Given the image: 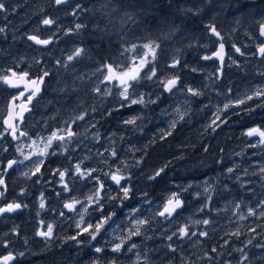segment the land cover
I'll use <instances>...</instances> for the list:
<instances>
[{
    "label": "rangeland",
    "instance_id": "374dc122",
    "mask_svg": "<svg viewBox=\"0 0 264 264\" xmlns=\"http://www.w3.org/2000/svg\"><path fill=\"white\" fill-rule=\"evenodd\" d=\"M150 1L153 3L146 2L148 6L145 8V0H78L69 5H57L55 0H3L5 10L0 11V28L4 29L0 32V75H10L13 70L17 74L27 71L32 79L42 75L44 71H47L49 76L45 78L43 92L33 100V111L26 123H17L21 127L20 131L33 130L28 139L20 138L13 143L8 139V132L0 136V164L8 157L24 160V156L30 151L28 145L32 140L47 137L50 131L71 123L72 117L85 110L86 118L89 116L90 120L85 118L75 122L73 130L80 135L75 138V142L68 145L63 155L58 147L50 150L56 152V155L44 158L42 174L31 175L36 166L31 159L17 164L14 166L15 170L10 171L9 193L7 196L5 194V200L11 203L19 201L27 207L23 213H8L6 218L0 221V255H7L8 252L15 255L16 252L24 250L25 240L33 251L43 249L45 241L35 233L41 227L40 220H44L46 223H54L51 252L59 256L61 249L57 245L64 236L76 234L75 222L79 215L63 208L65 199L71 197L67 193H62L59 197L56 195L62 186L58 174L53 172V169L72 167L88 156L90 159L85 160L82 167L99 169L95 175L105 180L111 194L117 195V186L103 177V172L114 170L119 164V161L112 164L115 158L110 157L108 153L114 147L119 153V159L123 160L133 155L128 149L134 147L140 149L135 152L136 158L143 157V160L140 168L130 169L127 176L129 179L125 186L131 187L133 192L127 200L104 203L103 214L106 216L114 211L115 216L105 225V230L99 236L104 238L105 246L110 247L119 243L117 237L127 236L130 230H134L135 220H146L148 223L141 225V234L131 237L128 242V246L135 243L138 247L131 252L128 251V246L123 247L120 253H116L115 258L119 257L115 260L116 264H133V261L135 264H173V252L176 249L180 251L182 264H264V247L257 246L264 245V227H261L264 225V217L258 215L264 205L256 208L259 202L264 200V173L260 171L261 167H264V150L250 146L256 143V139L249 138L246 141L241 138V133L246 132L242 122L234 127L226 121L227 117L239 114L244 106L228 111L223 117L226 122L213 133L209 134L211 128L205 127L210 123L212 113L217 107L222 108L228 99L242 96L245 92L251 95L257 87L264 86V76L260 81H253L252 77L246 74L245 67L235 60L234 66L224 65L220 79H217L216 73L220 64L202 59L203 56L216 51L218 46L211 44L209 33L197 31L196 13H203V22L215 16L220 17L218 19L222 21L221 16L227 11H223L224 14L221 10L214 11L206 1L203 5H199L197 0L193 1L196 5L192 6V9L186 3L174 5L175 1L171 0L161 6L156 4L157 0ZM179 1L177 0V3ZM48 3H52L53 7H48ZM77 4L80 8H76ZM187 11L191 15L185 17L184 13ZM245 11L244 14L237 15L234 10V13L225 15L228 24L223 27V37L231 44L243 41L244 47L240 49L244 54L241 57L248 58L254 54V42L261 37H253L255 26L264 19L253 16L260 13L257 6L250 5L247 9L245 7ZM254 11L256 12L253 14ZM146 13L154 17H147ZM46 18L54 20L55 23L43 25L42 21ZM147 19L153 20V25L150 23L152 28L145 24ZM82 20L88 23L97 22L94 32L107 33L106 38L114 33L117 42L120 39L122 44L118 48L108 45L109 47L100 53H96L93 47H88L89 51L84 49L80 57L67 61V57L79 47L70 40L74 33L83 31ZM77 24L83 27L76 30ZM239 32L245 36L243 40L237 37ZM143 34H149L150 38L144 40ZM31 35L43 39L51 38V42L47 48H40L30 41L28 37ZM93 38H96V35ZM129 38H132L131 41ZM149 40H154L160 45L155 61L160 70L159 77L151 81L141 80L136 85V92L144 93L145 100H154L153 107L152 104H149L147 110L141 105L121 107L116 99L118 93L105 97L93 90L103 80V75L96 72L102 63H131V57L136 55L137 51L124 50L130 48L131 44L136 43L139 46ZM236 55L232 49L225 62L236 59ZM254 56L261 59V66L258 68H261V73L264 72V57H258L257 54ZM173 58L181 61L175 70L168 67ZM79 62L83 63L81 70ZM193 68L197 71L193 72ZM54 74L57 76L54 77ZM169 75H177L180 79L177 90L166 94L163 88L158 86V79ZM100 87L106 90L114 85L103 83ZM189 87L200 90L203 95L192 97L187 92ZM229 88L232 89L231 92L228 91ZM20 90H23V85ZM12 95H18L17 90L0 84V131L4 130L2 120ZM158 100L161 102H157ZM186 100L190 101L187 105L184 102ZM22 101L24 98L15 103L20 104ZM198 103L202 111L198 110ZM258 103L259 99L249 102L247 106L253 108ZM93 108L96 111H92ZM176 109L186 113L183 120L179 119ZM142 112L147 119L137 122V131L132 132V126L122 124L126 118ZM96 117L99 118L98 122ZM174 118L177 120V127L171 130L169 137L160 140L159 130L168 129L169 122ZM45 123H49V126ZM88 123L90 126L86 127ZM95 133L99 134L100 139L93 138ZM209 136L212 137L207 138ZM205 138L208 141H205ZM230 138L236 140H232L227 146ZM153 139L156 142L150 143ZM18 146L21 147L20 152L16 150ZM237 153L240 155H236ZM181 156L184 159H179ZM165 164L167 168L160 176L167 178L162 179L163 183L160 179L157 188L151 190L150 181L145 179L146 175L159 170ZM108 165H112V168ZM228 167H233L232 173L226 171ZM211 170H214V173L209 172ZM194 172L193 176L183 178L185 174ZM201 172L204 173L200 174ZM174 173L182 174V177L171 180L170 177ZM237 176L240 177L239 180L236 179ZM154 181H157V178ZM65 182L74 188L72 196L79 197L82 202L83 196L95 185V181L78 180L74 175L66 176ZM209 186L211 200L208 199V194L203 192V189ZM41 192L46 197L47 207L44 210L39 208ZM145 192L148 194L147 200L141 196V193ZM172 192H177L184 200L183 209L171 218L161 217L158 213ZM104 195L107 196L108 192ZM236 204L241 207L236 208ZM77 208L79 209V206ZM133 208L137 211L132 212ZM249 208H256L257 215L248 216ZM61 211L65 212L64 217L59 215ZM242 215L246 217L243 220L240 219ZM100 218V211H92L91 215H86V219L92 223ZM205 219L210 223H197ZM185 226L188 235L180 237L178 229ZM249 229H255V233ZM238 230L240 236L232 235ZM201 232H207L208 235L201 236ZM173 233L177 235L173 236ZM254 235L255 239L248 245L247 241ZM169 236L173 238L169 240ZM82 239L90 238L85 236ZM95 248L96 240L85 247L76 246L74 241L63 245L64 255L70 264H91L93 260L90 258ZM213 248L216 252L212 251ZM240 248L247 253L245 261L240 260V252L234 251ZM94 254V260H100L101 256L110 259L115 255L109 250ZM137 254L139 260L136 259ZM77 255L79 259L71 261V258ZM28 257L30 259L26 260ZM49 259V252H40L34 256H16L11 264H47ZM102 264L106 262L102 261Z\"/></svg>",
    "mask_w": 264,
    "mask_h": 264
},
{
    "label": "snow or ice",
    "instance_id": "6c2138e0",
    "mask_svg": "<svg viewBox=\"0 0 264 264\" xmlns=\"http://www.w3.org/2000/svg\"><path fill=\"white\" fill-rule=\"evenodd\" d=\"M66 0H55L57 5L64 4ZM76 8H80V5L77 4ZM5 10V4L3 0H0V11ZM75 11V9L73 10ZM43 25H53L55 23L52 19H44L42 21ZM83 27V25L77 24L75 26L76 30H79ZM209 30L211 33L216 36L220 37V33L214 26L209 25ZM4 29L0 28V32H3ZM71 31V29L69 30ZM259 34L260 36L264 37V21L259 23ZM30 40L34 41L36 44L39 45H48L51 42V38L49 39H40L36 35H31L28 37ZM222 39V38H221ZM160 48V45L157 44L154 40H149L142 45L137 46L136 44L131 45L130 48L125 49L124 51H132L135 49L137 54L131 57V63H102L99 68L96 69L97 73H101L103 75V80H101L93 89L96 93L102 94L103 96L107 97L110 95H114L118 93L116 96L117 101L120 103L121 107H132L134 105H147V104H154L155 101L151 98L145 100L144 93L137 94L136 92V85L141 80H154L159 77V69L155 63L158 58L157 49ZM235 51L243 55L244 53L241 52V49L233 45ZM141 49L143 50L141 52ZM84 49L77 47L71 55L67 57V61H72L74 58L80 57L84 53ZM258 52L264 57V43H261L258 46ZM214 58L219 60L220 66L217 68L216 78L220 79V74L222 73V69L225 64V44L223 42L220 43L219 48L212 52L211 55H205L202 57L205 61H211ZM39 63V61H37ZM181 61L178 58H173L172 62L168 67L170 69H177L178 65H180ZM235 60L232 61V64H235ZM186 67V65H185ZM193 72L197 71V69L193 68ZM261 76H264V72L260 73ZM49 76L47 71H44L42 75L37 76L35 79L30 78V73L25 71L22 73L17 74L15 71L12 72L11 76L9 75H0V84L6 85L9 88L15 89L18 92V95H12L11 101L7 105V115L3 119L4 130L0 131V136L4 135V132H10L12 138L14 140H18L19 136L27 137L29 134L26 131H20L19 136H17L18 129L20 125L14 123L15 120L19 119L23 121L25 119V113L30 112L31 109L29 105L32 104L34 98H36L40 92L41 87L45 83V78ZM179 76L177 75H169L164 78L158 79V86L162 87L165 92L174 93L177 90V85L179 83ZM109 83L113 84L114 87L107 88L106 90H102L100 84ZM21 85H23V90H20ZM229 92L232 91L231 88L228 89ZM187 92L192 97H198L203 95V93L192 87L187 89ZM27 93V95H26ZM135 97V98H134ZM24 98V101L20 104H16L15 101ZM257 99L260 100V103L256 104L257 108L264 107V86L257 87L255 90L252 91L251 95L245 92L242 96H236L233 99H228L226 103L223 104V107H217L216 111L212 113V119L209 124H207L206 128H211L212 131H216L217 128L220 127L221 124L225 123L224 116L227 115L228 111H232L237 107L246 106L249 101L255 102ZM190 101L186 100L185 104L187 105ZM207 107V105H205ZM242 111L251 112L253 111L250 107H243L241 108ZM92 111H96L95 108ZM176 113L179 115V119L183 120L185 114L180 112V109L175 110ZM223 114V115H222ZM87 115V110L85 112L80 113L79 115H75L71 118V123L65 124L63 127H58L55 130L50 131L47 137H38L37 140H32L31 143L28 145L30 151L28 155L24 156V160H16L10 159L7 161V168L3 169L4 172L8 170L14 169V166L17 164H23L24 161L30 160L36 166L34 170H32L31 175L36 176L37 174H42V166L45 164V157L50 155H56V152L50 151L53 147H58L61 149L62 145H65V150L60 151V154L63 155L67 149L68 145L72 142H75V138L80 135L73 130V126L76 121H83L85 120ZM139 117L137 115H132L126 118L123 122L127 125H133L138 122ZM177 127V120L174 118L169 122L168 129H160V140H164L166 137H169L172 134V129ZM241 135L256 138V143L250 145L251 147H261L264 150V127L261 126H254L249 127L246 132H242ZM94 139H100L98 133H95ZM155 139L151 141V143H155ZM42 145V146H41ZM18 152L21 151V147L18 146L16 149ZM207 150V149H205ZM110 157L115 159L112 160V164H119L115 167L114 170H109L108 172H103V177L109 179L117 186L118 194L112 196L111 199L115 200H125L127 199V194L129 192V187L125 186V183L129 179V177L123 175V170L121 168L122 161L119 159V153L113 147L111 151L108 153ZM97 155H102L97 153ZM236 155H240L237 153ZM35 158V159H32ZM71 159V157H68ZM90 159V157L85 156L80 159L77 163L74 164L72 167H65L63 170L61 169H53V172L57 173L59 176V183L61 184V191L57 192L56 195L59 197L62 193H67L70 199L66 198L63 203V208L67 209L69 212H75L79 215V219L75 222L76 234L69 237L70 240L74 242H79L82 240V237H89V243L91 244L93 241L98 239V236L105 230V225L111 221L112 216L110 214L104 215L103 214V207L104 201L109 199L111 196V190L106 187L105 180L102 179L100 176H96L95 173L97 172L96 168H85L82 167L84 165V161ZM108 164L107 161H105ZM219 163V161H217ZM111 169L112 165H108ZM167 168V164L164 167L157 170L151 179L155 180L158 178ZM228 173L233 172V167H228L226 169ZM261 173H264V167L260 169ZM245 174H247V170H245ZM24 175H28V173H24ZM75 176L78 180H87L89 182L95 181V185L89 190L88 194L83 196V202L79 197H73L72 192L74 191L73 187H70L68 183L65 182L66 176ZM237 180L240 179L239 176L236 177ZM264 179V176H262ZM39 183V181H36ZM5 186V179L3 178L2 173H0V187ZM243 186V185H241ZM186 190V189H185ZM208 190V187H205V191ZM5 190H0V198L5 196ZM108 192V195L105 196L104 193ZM21 194H24V190H21ZM199 195V193H198ZM208 199L211 200V194L208 195ZM46 197L43 192L40 194L39 198V208L40 210L46 209ZM260 205H264V200H261L256 208H259ZM79 206V209L77 208ZM183 206V202L180 199V196L177 192H172L171 196L166 200L163 204V210L158 213L161 217H172L174 213H177V210L181 209ZM207 207V205H204ZM27 205H22L21 203H8L4 207H0V214L3 213H11L21 208H26ZM236 208H240V204L235 205ZM256 208H249L248 209V216L257 215ZM84 210L83 212L81 210ZM55 210V209H53ZM92 211H100L101 218L98 219L95 223L90 222L86 219V215H91ZM132 212H136L137 209L133 208ZM37 215H40V212H37ZM61 217L65 216V212L61 211L59 213ZM259 217H264V209H261L258 213ZM246 217L243 215L240 216V219L243 220ZM40 228L36 231V235L43 238L44 241L50 242L51 239L54 237V223H46L44 220H40ZM131 223V221H130ZM148 221L146 220H135L134 230H130L127 236L117 237L119 239V243H114L111 251L113 253H120L123 247L128 246V242H130L131 237L138 236L141 234V225L147 224ZM197 223H203L205 225L209 224V220L197 221ZM264 227V225H261ZM249 231L255 233V229H249ZM178 234L180 237H185L188 235L187 226L180 227L178 229ZM240 231H236L232 233V235L240 236ZM6 235V234H5ZM177 235V233H173V236ZM195 235V233H192ZM201 236H207V232H201ZM173 237L169 236L168 239L171 240ZM255 239V235L252 239L247 241L248 245H251ZM2 242V241H0ZM227 243V241H225ZM258 247H264V245H257ZM138 247L137 244L131 243L128 246V251L131 252ZM171 247V245H169ZM96 253H102L104 251L103 247H96ZM213 252H216V249H212ZM234 251H238L241 253L240 260L245 261L247 260V253L243 248L234 249ZM207 255V254H205ZM139 258V254H137ZM14 260V256L11 252H8L7 255H0V264H11ZM96 264H99V260L96 261ZM109 264H116L115 260L109 262ZM239 264V262H238Z\"/></svg>",
    "mask_w": 264,
    "mask_h": 264
},
{
    "label": "flooded vegetation",
    "instance_id": "af4514ba",
    "mask_svg": "<svg viewBox=\"0 0 264 264\" xmlns=\"http://www.w3.org/2000/svg\"><path fill=\"white\" fill-rule=\"evenodd\" d=\"M73 1H75V0H69L68 3H66L65 5L72 4ZM167 1H170V0H157V2L156 1L155 2H156V4H158L159 6H161L162 3L167 2ZM197 1H198V3L200 2L199 5H203L204 4V1H206L207 5L208 6H211L214 11H216V10H221L222 12L223 11H227L226 14H232V13H234V10H235L236 13H237V15L244 14V12H246L245 11V7L247 9L248 7H250V5L251 6H257V5H259V12L260 13L258 15H253V16H257L259 18L264 19V0H197ZM146 2H152V1L145 0V3ZM182 3H186V5L191 6V9H192V6L196 5V3H194V4H191L190 3L189 4L185 0H180L178 3H177V0H176L174 2V5L175 4L178 5V4H182ZM47 6L48 7H51V6L53 7V4L52 3H48ZM147 6H148V4L146 3L145 4V8ZM232 7L234 8L233 10H232ZM59 12H61V11H59ZM146 14H147V17L153 18V16H154V15H151L150 13H146ZM223 14H224V12H223ZM226 14H224V15L221 16V17H223L222 21L220 19H218L220 17L215 16V17H213L211 19H206L203 22V19H205L204 17H201L203 15V13L202 12H197L196 15H195L196 16V19L198 21V23L196 25V26H198L197 27V31L198 32H201L202 31L204 33H209L210 38H211V44H216L218 46V45H220L221 42H223L225 44L226 56L233 49V53L237 54L236 55V59H234V60H237L238 63L240 65H242L243 68L245 67L246 74L247 75H250L252 77L253 81H260L262 79V76L260 75V73H261L260 69L261 68H258V67L261 66V59L256 58L254 55L257 54V52H258V46L261 43H264V37L261 36L260 38H258V41H255L254 42V44H253V50H252V53H254V54L252 56H249L248 58L241 57V54L240 53H237L235 51V48H233V45H235L238 48L244 47L243 41L237 42L235 44H231V43L228 42L227 39H225L223 37V34H224L223 33V31H224L223 27L224 26H227V24H228L227 23L228 21H226V19H227V16H225ZM57 15H62V14H57ZM155 18H156V16H155ZM246 18H243V19H246ZM198 19H200V20H198ZM243 19H240V20L243 21ZM68 20H70V19H68ZM101 22L102 21H100V24H101ZM82 23L84 25L83 31L74 33L72 35L73 37H71V40H70L75 46H79L80 48H83L85 50H88V47H93V50L96 53H100L103 50H106L107 47H108V45H110V46L112 45V41L113 40L110 39V38H106L107 33H97V32H94L95 31L94 26L96 25L97 22L88 23V22L82 20ZM150 23H152V25H153V23H154L153 20L147 19V21H146L145 24H148L152 28V26H151ZM70 24H71V22H70ZM209 25H211V26L214 25L215 26V28L217 29V31L220 33V37H216L213 34L211 35V33H210L211 31L208 29V26ZM255 27H256L255 28V34L253 35V37L254 36H258V35L260 36V34H259V24H257ZM94 35H96V38H93ZM144 36H149V34H146V35L143 34L142 38ZM237 37H239L240 40H243L245 38V36L243 35L242 32H239ZM131 39L132 38H129L130 41H131ZM257 56H258V54H257ZM258 57H262V56H258ZM227 58H228V56L225 58V60ZM232 61H228V62L226 61L225 64L234 66L235 64H232ZM212 62H215V63H219L220 64V62L218 60H213ZM82 65H83V63L79 62V64H78L79 69L81 68ZM47 79L50 80V78H47ZM178 85H179V83H178ZM166 94H170V93H167L166 92ZM157 102H161V100H158ZM249 102H251V101H249ZM248 103H247V105H248ZM154 105H155V103L152 104L151 106L153 107ZM196 105L198 106V110H201L202 111L201 105L199 103L196 104ZM247 105L244 106V107H250L251 108V106H247ZM30 109H31V111L30 112H27L25 114V119L20 123L21 125H24L26 123L29 115L32 113V111H33V103L30 105ZM252 109H253V111H251V112L240 111L239 114H234L232 117H227V120L226 121L227 122H230L232 124V126H234V127H235V125L237 123H241L242 122L245 125L246 130L249 127H254V126L264 127V107L257 108L255 106ZM53 113H55V112H53ZM68 117H69V115H68ZM87 118H88V120H90V117L89 116ZM95 119H96V122L99 121V118L98 117H96ZM45 124L49 126V123H45ZM89 126H90V123H88L86 125V127H89ZM19 129H21V127ZM24 131L28 132L29 135L27 137H24L23 136L22 137L23 139L24 138L25 139H28V137L30 136V133L33 132V130L32 131L24 130ZM85 133L88 135L87 132H85ZM241 138L244 139V140H246V141H248V139L251 138V137H247V136H243L242 135ZM254 139H256V138H254ZM83 150H84V148H83ZM10 159L11 158L8 157L7 159L2 160L1 161V164H0V173H2L3 178L5 179V186L0 187V188H1V190H5V188H6V191H5L6 196L9 193V177L11 175V173H10L11 170H8L7 172H4L3 169L7 168V161L10 160ZM8 203H11V202H6L5 197L0 198V207H4ZM16 203H21V202L16 201ZM21 204L22 205H25L23 203H21ZM25 210H26V208H21L20 210H17V211H15L13 213H15V214H21ZM6 215H8V213L1 214L0 215V221H2L4 218H6L5 217ZM106 236H109V235L106 234ZM104 242H105L104 238H102V237L99 236V238L96 240V247H103L104 250L111 251V248H112L113 245L110 246V247H106L105 244H104ZM94 253H96L95 250L92 253V257L90 258V260H94L95 259V254ZM116 255L117 254L115 253V255L114 256H111L110 259H107L108 257L102 258V256H101V258H100L99 261L101 262V264H102V261L103 262H106V264H109L110 261L116 260V259L119 258V257L115 258ZM13 256H14V259H15L16 255H13ZM29 259H30V257L26 258V260H29Z\"/></svg>",
    "mask_w": 264,
    "mask_h": 264
},
{
    "label": "clouds",
    "instance_id": "9594fccd",
    "mask_svg": "<svg viewBox=\"0 0 264 264\" xmlns=\"http://www.w3.org/2000/svg\"><path fill=\"white\" fill-rule=\"evenodd\" d=\"M143 107L144 110H147L149 104L147 105H141ZM186 114V113H185ZM137 116L139 117L138 121H143L145 119H147V116L144 115V113H140V114H137ZM124 121V120H123ZM122 121V124L124 126H132V128L130 129L132 132H135L137 131V123L136 124H133V125H127L125 124L124 122ZM85 131H87V129H85ZM95 134H93V137H94ZM98 140V139H97ZM151 143V142H150ZM147 147V145H145V148ZM65 150V145H62L61 146V149L60 151H64ZM129 152L133 153L132 156H129V157H125V159L121 160L122 163H121V168L123 170V175L124 176H128L129 175V170L132 169V168H140L141 166V162L143 160V157H140V158H136L135 156V152L137 151H140V149H137V148H129L128 149ZM179 159H184L183 156H181ZM104 163L106 164V162L104 161ZM97 171H99V169H97ZM105 172H108V171H105ZM156 172V171H155ZM155 172L151 173V174H148L146 175L145 179L146 181H153V179H151V177L154 176ZM133 192V189L131 187H129V192L127 194V199L130 198L131 194ZM203 192L210 195L211 194V187L209 186L208 187V190L205 191V188L203 189ZM112 196H115L113 194H111V196L109 197V199H107L105 202H111L113 201L111 199ZM141 196H142V199L144 200H147L148 198V194L145 192V193H141ZM125 199V200H127ZM82 212L84 211L83 209L81 210ZM112 217L115 216V212H110L109 213ZM80 218V217H79ZM70 236H64L60 242L59 245H57V247H59L61 249V252H60V255L57 256L55 253H52L51 252V248H52V242H47L45 241V247L43 249H40L39 251H33L30 246H28V241L25 240V248L24 250L22 251H18L16 252V256H19V257H24L26 254L27 255H38L40 252H49L50 254V259L47 261V264H70V261L68 260V258L64 255V251H63V245L67 244L69 241H72L69 239ZM89 239H82L80 240L79 242H75V245L78 246V247H85V246H90L91 244L88 242ZM77 259H79V256H73L71 258V261H76ZM137 260L140 259V257H136ZM96 261L97 260H93L91 261V264H96ZM99 264H101V262L99 261ZM133 264H135V261H133Z\"/></svg>",
    "mask_w": 264,
    "mask_h": 264
},
{
    "label": "trees",
    "instance_id": "16d2710c",
    "mask_svg": "<svg viewBox=\"0 0 264 264\" xmlns=\"http://www.w3.org/2000/svg\"><path fill=\"white\" fill-rule=\"evenodd\" d=\"M172 2L173 1H176V0H171ZM187 3H191V4H194V2L193 1H195V0H185ZM74 2H78V0H75V1H73V3ZM66 3H68V2H66ZM66 3H64V4H66ZM61 5H63V4H61ZM257 7H258V9H259V5H257ZM257 11V10H256ZM256 11H254L253 12V14L256 12ZM189 15H191V13L190 12H186V13H184V16L185 17H188ZM154 17V16H153ZM147 37V38H146ZM107 38H110V39H112L113 41H112V45H114V46H116V48H118L121 44H122V41L119 39V41L117 42V40H116V38H115V34L114 33H112L110 36H108ZM150 38V36H145L144 37V40H147V39H149ZM131 45H133V44H131ZM140 45V44H139ZM107 58H108V56H106ZM105 57V58H106ZM214 131H212L211 129L209 130V134L210 133H213ZM212 136H209V137H207V138H211ZM8 139H9V137H8ZM10 140V139H9ZM232 140H236V138H234V139H228V144L226 143V145L227 146H229L230 144H231V141ZM205 141H208L206 138H205ZM227 141V140H226ZM223 143L225 144V141H223ZM204 172H206V171H204ZM204 172H201L200 174H202V173H204ZM209 172H213L214 173V170H211V171H209ZM195 174V172L194 173H188V174H185V176L183 177V178H185V179H187V178H189V177H191V176H193ZM182 174H178V173H174L173 174V176H168V178L170 177V179L172 180V179H179L178 177H180ZM182 177V176H181ZM163 178H167L166 176H160V177H158L157 178V181H150V184H151V190H152V188L153 189H155V188H157V186H158V184H159V182L158 181H160V179H161V182L163 181L162 179ZM163 183V182H162ZM181 199V198H180ZM183 200V199H182ZM184 201V200H183ZM183 205H184V202H183ZM174 262H173V264H182L181 262H182V260L179 258V256H180V251L178 250V249H176V251L174 250ZM16 258V257H15Z\"/></svg>",
    "mask_w": 264,
    "mask_h": 264
},
{
    "label": "water",
    "instance_id": "95a60500",
    "mask_svg": "<svg viewBox=\"0 0 264 264\" xmlns=\"http://www.w3.org/2000/svg\"><path fill=\"white\" fill-rule=\"evenodd\" d=\"M68 1H69V0H66V2H68ZM66 2H65V3H66ZM218 48H219V47H218ZM258 55L261 56V54H260L259 52H258ZM225 58H226V53H225ZM214 59H216V58H214ZM11 73H12V72H11ZM42 86H43V85H42ZM41 92H42V87H41ZM41 92H40V93H41ZM167 93H168V92H167ZM26 95H27V93H26ZM5 117H6V116H5ZM5 117H4V118H5ZM17 120H19V119H17ZM19 121H21V120H19ZM14 123H16V120L14 121ZM9 136H10V138H11L12 141H16V140H14V139L12 138V135L10 134V132H9ZM181 200H182V199H181ZM182 202H183V200H182ZM182 208H183V206H182ZM182 208H181V209H182ZM181 209L177 210V212L180 211ZM162 210H163V208H162ZM162 210H161V211H162ZM175 214H176V213H174L173 216H174ZM0 215H1V214H0ZM173 216H172V217H173Z\"/></svg>",
    "mask_w": 264,
    "mask_h": 264
},
{
    "label": "bare ground",
    "instance_id": "6f19581e",
    "mask_svg": "<svg viewBox=\"0 0 264 264\" xmlns=\"http://www.w3.org/2000/svg\"><path fill=\"white\" fill-rule=\"evenodd\" d=\"M40 39H43V38H41V37H39ZM31 42H33L34 43V45H36V46H38V47H40V48H47V46L48 45H39V44H36L34 41H32V40H30ZM109 47V46H108ZM13 71V70H12ZM54 77H56L57 75H53ZM52 76V77H53ZM54 81V80H53ZM82 95V94H81ZM29 107H30V105H29ZM66 110V109H65ZM93 126V125H92ZM88 130V129H87ZM20 132V131H19ZM20 138H22L23 136H19Z\"/></svg>",
    "mask_w": 264,
    "mask_h": 264
}]
</instances>
